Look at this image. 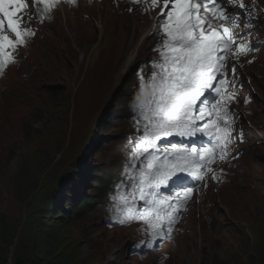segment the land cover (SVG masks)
I'll return each mask as SVG.
<instances>
[{
    "label": "rangeland",
    "instance_id": "obj_1",
    "mask_svg": "<svg viewBox=\"0 0 264 264\" xmlns=\"http://www.w3.org/2000/svg\"><path fill=\"white\" fill-rule=\"evenodd\" d=\"M71 8L63 9L61 13L67 16L69 24L63 19L65 24L55 35L53 50L47 52L49 55L41 61L45 51L33 50L41 62L36 66L23 58L19 67L15 64L21 81L0 87L2 264H16L17 260L26 261V264H148L130 252L126 241L104 234L93 215L76 213L67 205L66 210L74 221L59 223L55 208L44 209L45 203L54 195L57 204L62 197L64 200L62 194L69 188L67 182L74 177L68 170L62 172L69 165L77 166L81 162L80 169L88 177L100 170L101 162L106 163L104 155L103 158L101 154L96 155V147L90 148L92 144L104 141L105 124L111 110L108 111L106 106L113 95L124 91V77L111 75L107 82V89L109 86L111 89L103 102L93 108L92 119L83 113L86 106L81 109V100L89 86L86 82L106 67L104 52L107 54L110 49L109 65L112 66L117 56L123 60L130 44L128 41L125 44L128 31L118 18L111 23L112 33L101 34L108 23L104 8L92 11L86 8L89 19L82 11L77 12L75 5ZM122 13L129 15V7H119L118 14ZM132 14L137 18V12L132 11ZM91 17L96 25L90 22ZM144 19L152 21L150 17L137 19L134 36L142 28L144 35L150 30L143 23ZM131 21L134 20L131 18ZM96 30L99 36L88 38V34L92 35ZM105 43L112 47L108 49ZM64 44H68L67 49ZM153 44H158L154 38L144 46L139 44L137 50L144 54V50ZM45 50H49V46L46 45ZM16 68L9 70L7 75L13 76L12 71ZM253 69L258 75L256 79L264 74L263 52ZM18 89L21 94L25 91L34 93L37 99L35 118L30 121L23 119L21 114L14 116L19 112L15 111L13 101ZM50 90H54L55 96H50ZM250 101V97L245 96L241 109L248 112ZM256 118H259V128L253 135L257 145L253 149L255 153L250 154V162L244 164L243 175L220 198L222 213L215 225V233L223 230L218 243L214 246L212 235L206 231L194 230L193 236L198 237L199 244L193 249L192 240L180 241L175 246L176 254L166 264H264V106ZM70 145L74 147L67 150ZM79 189L81 192V187Z\"/></svg>",
    "mask_w": 264,
    "mask_h": 264
},
{
    "label": "snow or ice",
    "instance_id": "obj_2",
    "mask_svg": "<svg viewBox=\"0 0 264 264\" xmlns=\"http://www.w3.org/2000/svg\"><path fill=\"white\" fill-rule=\"evenodd\" d=\"M61 0H0V75L16 62L18 48L27 43L35 31L27 18L30 4L41 18H50ZM76 4L77 0H68ZM142 5L144 12L160 9L162 22L157 34L164 39L157 46L161 61L155 64L158 71L151 73V86L143 107L147 113L145 136L133 155L148 156L141 178V200L149 207L143 211L129 210L126 219L119 223L142 220L151 231L152 241L140 242L135 248H152L156 238L170 239L173 225L194 194L185 176L203 181L207 173L214 172L211 165L217 155L226 160L229 145L235 143V113L229 109L235 94L229 92L227 80L229 53L237 59L264 45L239 43L249 33L234 34L241 27V16L247 15L245 27H251L252 17L244 0H130ZM231 6L239 11H231ZM254 7V5H253ZM129 10H132L131 8ZM219 21V24H214ZM231 21V23H228ZM235 47V50L233 51ZM236 67L231 72L235 77ZM218 85V86H217ZM214 94L209 100L206 94ZM176 134L189 139L198 134L208 136L212 143L197 146L195 140L187 145H172L163 156L149 153L153 141L161 135ZM243 139L241 131L240 137ZM219 181L220 176L213 175ZM174 185L172 195L162 196L160 188ZM147 190V193H146ZM146 193V194H145Z\"/></svg>",
    "mask_w": 264,
    "mask_h": 264
},
{
    "label": "bare ground",
    "instance_id": "obj_3",
    "mask_svg": "<svg viewBox=\"0 0 264 264\" xmlns=\"http://www.w3.org/2000/svg\"><path fill=\"white\" fill-rule=\"evenodd\" d=\"M130 63H131V58L130 56H127L125 63L122 65H118L119 68L117 69V71L115 66L112 68L106 67L98 73L97 77L92 82L89 81L90 85L85 90L84 100H81L82 102L81 109H83L86 106V109H83V113L88 118H90V116L93 114V108H96L100 104L99 102L102 101V99L106 96L107 82L109 77L113 74H116V77H121ZM112 80L113 79L111 77V81Z\"/></svg>",
    "mask_w": 264,
    "mask_h": 264
},
{
    "label": "trees",
    "instance_id": "obj_4",
    "mask_svg": "<svg viewBox=\"0 0 264 264\" xmlns=\"http://www.w3.org/2000/svg\"><path fill=\"white\" fill-rule=\"evenodd\" d=\"M95 78H96L95 76H94L93 78L90 77V81L92 82ZM75 167H76V166H71V165H69L65 170L62 171V172H64V171L68 170L69 173L72 174V175L74 176L73 179L75 178V180H72V182H71V181L67 182L68 185H69V183L71 182V183H70V186H73V182L78 181V180L81 179V177H79V173L76 172ZM68 191H69V190H65L64 195H66V194H67V196L72 195V194L69 193ZM55 198H56V195L53 196V198H52V200H51L50 202H46L45 205H44V207H45L44 209H52V210H53V209L57 206V203L55 202ZM63 201H65V204H68V206H69V205H71V206L73 205V204H72L73 202H72L70 199H68V198H64V200H62L61 202H63ZM76 202H77V201H75V203H76ZM85 208H87V203L84 201V202H82L81 210H83V209H85ZM60 214H61V213H60ZM65 215L68 216V213H66ZM73 221H74V219H72V218H70V217H67V218H64V219H62L61 221H59V223H60V222L71 223V222H73ZM2 263H3V258H2V255H1V253H0V264H2ZM16 264H26V261H23V260H17V261H16Z\"/></svg>",
    "mask_w": 264,
    "mask_h": 264
}]
</instances>
